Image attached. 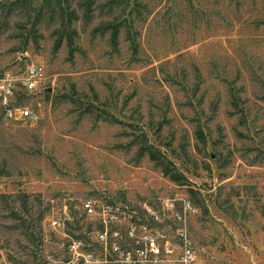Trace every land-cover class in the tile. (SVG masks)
<instances>
[{
  "label": "rangeland",
  "instance_id": "rangeland-1",
  "mask_svg": "<svg viewBox=\"0 0 264 264\" xmlns=\"http://www.w3.org/2000/svg\"><path fill=\"white\" fill-rule=\"evenodd\" d=\"M31 63L37 117L0 100V264H52V215L77 234L89 197L188 198L202 264H264V0H0V72Z\"/></svg>",
  "mask_w": 264,
  "mask_h": 264
},
{
  "label": "built area",
  "instance_id": "built-area-1",
  "mask_svg": "<svg viewBox=\"0 0 264 264\" xmlns=\"http://www.w3.org/2000/svg\"><path fill=\"white\" fill-rule=\"evenodd\" d=\"M43 78V67L37 63L20 73L0 72V100L7 119L37 117L31 108L16 103V91L22 86L35 92ZM81 210L89 225L77 234L71 232L76 213L67 201L52 215L51 226L60 236V251L52 264H202L186 224L194 210L188 198L182 199L180 212L170 198L159 207L145 205L141 210L128 202L89 197L82 200ZM172 216L178 222H169Z\"/></svg>",
  "mask_w": 264,
  "mask_h": 264
},
{
  "label": "trees",
  "instance_id": "trees-1",
  "mask_svg": "<svg viewBox=\"0 0 264 264\" xmlns=\"http://www.w3.org/2000/svg\"><path fill=\"white\" fill-rule=\"evenodd\" d=\"M104 29H111L112 30V36H113V39L116 40L117 37H118V34H119V28H118V25L116 24H111V25H108V26H104ZM61 45V40H59L56 44V47L59 48ZM146 149H142V152L145 151ZM149 153H150V156L155 159L156 156H155V153L153 151H150L149 150ZM163 172L166 176H168L172 181H174L175 183L177 184H184L187 179L186 177L179 173L178 171H175V170H172L170 168H167V167H163Z\"/></svg>",
  "mask_w": 264,
  "mask_h": 264
}]
</instances>
